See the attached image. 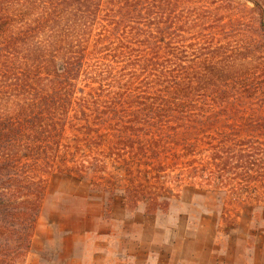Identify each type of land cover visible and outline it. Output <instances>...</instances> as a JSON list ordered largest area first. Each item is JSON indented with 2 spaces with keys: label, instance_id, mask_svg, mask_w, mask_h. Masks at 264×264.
Wrapping results in <instances>:
<instances>
[{
  "label": "rangeland",
  "instance_id": "rangeland-1",
  "mask_svg": "<svg viewBox=\"0 0 264 264\" xmlns=\"http://www.w3.org/2000/svg\"><path fill=\"white\" fill-rule=\"evenodd\" d=\"M254 1L264 9V0H171L173 6L164 15L183 19V28L179 23L165 41L137 46L140 53L150 48L154 51H184V72L196 51L204 55L214 52L219 59L232 58L234 67L230 73L218 69L213 78L231 87L229 91L234 98L227 105H214L200 112L196 107H192L193 112L187 109L185 112H169L161 119L164 120V128L152 126L149 131L140 132L141 137L136 134L138 132H126L123 125L129 123V116L122 112L113 116L101 111L100 114H87L85 119L73 109L66 116L67 126L62 135L59 114L55 109H51L53 114L49 111L40 118L43 125L38 133L41 137L37 139L46 147L47 156L55 162L48 174L44 167L41 168L40 175L45 179L46 188L32 235L33 246L18 258L14 257L18 264H124V261H131L128 256L131 246L122 245L118 240L128 236L125 233L132 229L108 224L104 220L107 218L98 216L101 208L108 207L107 203L115 196L128 207L158 210L160 221L166 225L160 227L164 234L168 221L172 218L177 221L172 213L184 207V215L187 214L188 219L193 218L192 221L197 217L218 221L215 228L210 229L198 228L194 222L190 229L192 234L201 237L208 234L246 236L253 244L252 249L251 246L249 248L255 252L256 242L264 241V185L248 183L240 180L243 179L240 176H264V164L246 170H223L212 165L213 160L209 158L211 151L217 149L213 147L224 146L225 142L231 147L233 143L246 140L249 146L245 149L252 145L264 149V31L260 29V8ZM135 2L131 0L128 3ZM19 10L17 0H0V126L4 128L22 125L14 106L18 98L36 99L40 104L56 89V84L44 76L50 52L43 50L41 30L36 32L31 22L30 26L22 28V32L29 33L21 38L17 34L19 29L13 31L11 28L13 17L16 20H24L25 17L26 21L31 18L29 10H23L21 14ZM118 14L136 17L124 5L120 6ZM12 32L16 34L10 35ZM176 68L182 70L178 65ZM253 83H259V86L254 87ZM107 85L109 88L113 85L121 87L122 84L106 81ZM100 94L95 91L96 96ZM124 95L128 97V94ZM141 96L161 102L163 99L162 94L153 92ZM202 98L203 93L199 99ZM118 99L112 100L118 103L121 101ZM101 103L105 104L104 101ZM36 107V113L45 111L41 105ZM130 135H134L137 145L139 141L150 138L172 136V141L161 148L158 159L144 163L136 157H128L127 163L135 170L149 171L148 178L140 174L126 177L125 164L111 156L129 151L122 150L126 143H130ZM88 138L91 139L89 143L98 147L89 148L85 140ZM59 139L63 143L61 151L57 149ZM197 142V146L190 148V144ZM77 143L79 147H75ZM66 144L72 146L70 151H74V155L68 154L72 157L70 165L102 159L100 164L107 167L106 172L90 168L80 178L76 171L72 176L61 173L59 160ZM158 169H165L160 177L156 174ZM128 187L140 195L138 202L132 195L126 196ZM151 199L158 203L157 207L149 206ZM107 235H112V239L107 240ZM108 252L113 256L106 262Z\"/></svg>",
  "mask_w": 264,
  "mask_h": 264
},
{
  "label": "trees",
  "instance_id": "trees-1",
  "mask_svg": "<svg viewBox=\"0 0 264 264\" xmlns=\"http://www.w3.org/2000/svg\"><path fill=\"white\" fill-rule=\"evenodd\" d=\"M129 1L131 0H41L39 4L38 0H17L20 7L18 13L29 10L31 18L26 21L25 17L24 20L13 17L11 28L13 31L19 29L17 34L21 38L29 33L22 32V28L30 26L31 22L37 29L36 32L41 30L43 50L50 52L44 76L53 85L56 84V89L51 91L52 96H45L40 104L36 99L23 96L18 98L14 106L22 125L18 128L0 126V264H18L16 258L24 251H30L33 246L32 235L46 188L45 179L40 175L41 168L44 167V172L48 174L55 162L47 156L46 147L37 139L41 137L38 133L43 125L40 118L51 109L59 114L61 135L67 126L66 116L74 109L85 119L88 118L87 114H100L101 111L113 116L122 112L129 116V123L125 122L123 125L126 132H138L136 134L141 137L143 131H149L152 126L160 125V128H164V120L161 119L169 112H185V109L192 111V107L200 112L203 108L214 105H227L234 98L229 91L231 87L213 79L218 69L230 73L234 67L230 57L219 59L214 52L204 55L205 53L196 51L189 68L184 72V51H154L150 48L140 53L137 46H146L158 40L165 41V37L171 30L177 29L179 23L183 28L184 21L164 15L173 6L171 0H135V3H128ZM254 2L260 8V29L264 31V9L258 1ZM123 5L136 17L119 15L120 6ZM15 34L16 32L10 33L12 36ZM177 65L182 70L177 69ZM210 78L213 80L203 81ZM106 81L122 85L108 88V85L105 86ZM258 84L253 83L252 86L257 87ZM151 85L153 89H150ZM96 90L101 92L99 96L95 95ZM147 92L162 94V102L141 96ZM201 92L204 99H199ZM199 93L201 94L198 95ZM124 94H128V97ZM116 97L121 101L113 102ZM103 101L105 104L101 103ZM39 105L46 112L36 113V106ZM133 136L130 135V143H126L122 150H129L127 153L119 152L111 156L125 164L126 177L133 178L140 174L148 178L149 171L135 170L127 163L128 157H136L144 163L158 159L161 148L172 141V136L150 138L139 141L138 145ZM60 139L57 141L58 151L63 145ZM85 140L89 148L97 146L89 143L91 139ZM198 143L190 144V148ZM208 145L212 146L211 143ZM79 146L77 143L75 147ZM224 146L213 147L217 149L211 151L209 156L213 160L212 165L220 169L246 170L264 164L263 147L252 145L245 149L249 146L246 140L233 143L231 147L225 142ZM70 150L71 145H64V154L59 160L61 173L72 176L76 171L80 178L90 168L97 169L100 173L106 172L107 167L100 164L102 159L70 165L72 157H68V154L74 155V151ZM230 160L234 162L229 163ZM164 170L158 169L156 174L159 175ZM240 177L243 178L240 180L248 183L258 182L259 185H264L263 175ZM125 192L126 196L132 195L135 202H138L140 195L133 193L132 187H128ZM148 204L150 207H157L158 203L152 200Z\"/></svg>",
  "mask_w": 264,
  "mask_h": 264
},
{
  "label": "crops",
  "instance_id": "crops-1",
  "mask_svg": "<svg viewBox=\"0 0 264 264\" xmlns=\"http://www.w3.org/2000/svg\"><path fill=\"white\" fill-rule=\"evenodd\" d=\"M120 204L123 207H120ZM107 205L108 207L101 208L99 217L107 218L104 220L108 224L114 223L132 229L130 233H125L128 236H122L121 240H118L122 245L131 246L128 255L131 261H124V264H264V241L256 242L255 252H252L253 244H250L246 236H196L190 231L194 222L198 228L210 229L215 228L218 221L198 217L192 221L193 218L188 219L187 214L184 215V207L172 213L177 221L173 218L168 221L164 234L160 228L164 222L160 221L158 210L128 207L117 196ZM170 212H173V209H170ZM152 228L154 230L150 231ZM106 238L112 239V235H107ZM112 256L111 253H106V262H109Z\"/></svg>",
  "mask_w": 264,
  "mask_h": 264
}]
</instances>
